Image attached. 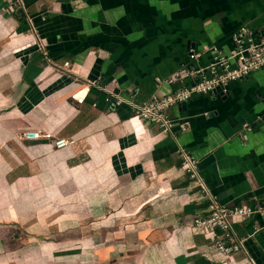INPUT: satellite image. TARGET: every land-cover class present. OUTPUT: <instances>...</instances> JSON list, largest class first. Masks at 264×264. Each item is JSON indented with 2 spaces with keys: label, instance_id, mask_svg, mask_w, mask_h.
Returning <instances> with one entry per match:
<instances>
[{
  "label": "crops",
  "instance_id": "0c3cea01",
  "mask_svg": "<svg viewBox=\"0 0 264 264\" xmlns=\"http://www.w3.org/2000/svg\"><path fill=\"white\" fill-rule=\"evenodd\" d=\"M22 2L26 13L0 0V264H243L194 227L211 202L178 150L215 155L201 175L222 204L264 203V68L173 107L176 139L85 80L135 103L170 93L183 66L210 63L208 46L230 53L243 26L264 34V0ZM234 222L264 264V220Z\"/></svg>",
  "mask_w": 264,
  "mask_h": 264
},
{
  "label": "built area",
  "instance_id": "2783aa9c",
  "mask_svg": "<svg viewBox=\"0 0 264 264\" xmlns=\"http://www.w3.org/2000/svg\"><path fill=\"white\" fill-rule=\"evenodd\" d=\"M8 8L15 11L21 8L26 13L22 0H8ZM14 8H16L14 10ZM30 19V17H28ZM31 21L32 29L35 31L34 23ZM234 49L230 53L218 45L208 46L206 51L211 54V61L206 67L190 68L183 66L181 70L170 76L166 83L168 85L179 84V87L170 93L153 94L149 100L135 103L132 100L123 98L121 95L108 90L94 80H85L87 89L98 87L108 95L107 102H113L117 106L127 104L133 109V117L141 122L157 125L163 135L176 139L175 121L170 115L173 107L181 105L192 99L197 94H213L221 92L223 95L229 92V85L232 82L247 78L251 74L264 68V34L255 32L248 26H243L233 35ZM38 50L42 53L49 66L60 69L63 73L70 71V62L59 64L49 54L47 45L41 38L36 42ZM191 57L197 58L199 54L190 50ZM80 81V80H78ZM77 103H84L85 96L74 95ZM247 130L251 127L245 126ZM41 132L28 131L24 138L28 140L39 139ZM73 143L66 138L54 140L56 149H64ZM181 166L192 183L205 193L211 202L210 213L203 217H197L194 227L204 235L212 238L213 246L224 261H231L238 257L243 258V264H258L252 257L248 247L249 237L240 235L236 229L234 219H253L258 217L264 220V203L256 204H222L219 197L211 192L201 175L199 167L200 160L184 147L178 150ZM264 229V226L255 227V232Z\"/></svg>",
  "mask_w": 264,
  "mask_h": 264
},
{
  "label": "water",
  "instance_id": "95a60500",
  "mask_svg": "<svg viewBox=\"0 0 264 264\" xmlns=\"http://www.w3.org/2000/svg\"><path fill=\"white\" fill-rule=\"evenodd\" d=\"M218 92V91H217ZM215 92V93H217ZM215 155L214 154H210L208 155L206 158H204L200 164H199V167H200V170L203 169L206 165H211V164H214L215 161ZM210 262H208L204 257H201L197 260L196 264H209ZM226 264V262H224Z\"/></svg>",
  "mask_w": 264,
  "mask_h": 264
},
{
  "label": "rangeland",
  "instance_id": "374dc122",
  "mask_svg": "<svg viewBox=\"0 0 264 264\" xmlns=\"http://www.w3.org/2000/svg\"><path fill=\"white\" fill-rule=\"evenodd\" d=\"M15 9H16V8H14V10H15ZM10 11H11V10H10ZM12 12H15V11L12 10Z\"/></svg>",
  "mask_w": 264,
  "mask_h": 264
}]
</instances>
